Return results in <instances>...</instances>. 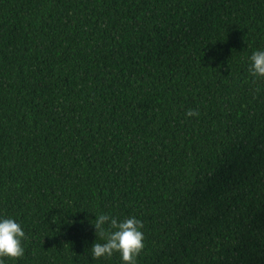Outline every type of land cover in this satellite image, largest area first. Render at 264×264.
Instances as JSON below:
<instances>
[{
  "label": "trees",
  "instance_id": "16d2710c",
  "mask_svg": "<svg viewBox=\"0 0 264 264\" xmlns=\"http://www.w3.org/2000/svg\"><path fill=\"white\" fill-rule=\"evenodd\" d=\"M261 49L264 0H0L6 264H122L100 214L143 222L136 264H264Z\"/></svg>",
  "mask_w": 264,
  "mask_h": 264
},
{
  "label": "clouds",
  "instance_id": "9594fccd",
  "mask_svg": "<svg viewBox=\"0 0 264 264\" xmlns=\"http://www.w3.org/2000/svg\"><path fill=\"white\" fill-rule=\"evenodd\" d=\"M249 71L255 78H264V49L254 51L249 58ZM189 117L198 116L196 111H188ZM96 234L99 233L103 243L92 245L93 259L111 258L120 254L122 264H136L137 257L145 247L143 222L135 216L119 220L108 214L95 216L92 222ZM24 228L18 220L0 216V264H6V258L23 257Z\"/></svg>",
  "mask_w": 264,
  "mask_h": 264
}]
</instances>
